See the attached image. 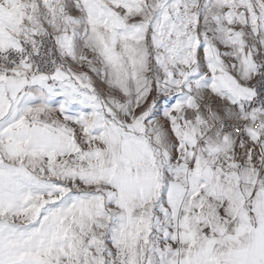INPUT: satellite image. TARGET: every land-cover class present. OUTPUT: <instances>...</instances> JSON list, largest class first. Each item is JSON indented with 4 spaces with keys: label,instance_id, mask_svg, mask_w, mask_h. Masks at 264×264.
<instances>
[{
    "label": "snow or ice",
    "instance_id": "obj_1",
    "mask_svg": "<svg viewBox=\"0 0 264 264\" xmlns=\"http://www.w3.org/2000/svg\"><path fill=\"white\" fill-rule=\"evenodd\" d=\"M0 264H264V0H0Z\"/></svg>",
    "mask_w": 264,
    "mask_h": 264
}]
</instances>
